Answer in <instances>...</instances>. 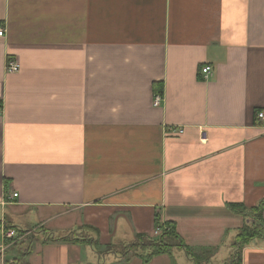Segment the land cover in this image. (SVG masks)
Listing matches in <instances>:
<instances>
[{
	"label": "crops",
	"instance_id": "crops-1",
	"mask_svg": "<svg viewBox=\"0 0 264 264\" xmlns=\"http://www.w3.org/2000/svg\"><path fill=\"white\" fill-rule=\"evenodd\" d=\"M0 23V264H144L156 215L211 257L148 264H264L228 208L264 226V0H0Z\"/></svg>",
	"mask_w": 264,
	"mask_h": 264
},
{
	"label": "trees",
	"instance_id": "trees-1",
	"mask_svg": "<svg viewBox=\"0 0 264 264\" xmlns=\"http://www.w3.org/2000/svg\"><path fill=\"white\" fill-rule=\"evenodd\" d=\"M155 90L158 93H162V85L160 83L155 84ZM229 210L248 218L249 222H244L243 225L238 229L235 239L234 247L235 256L240 260V250L252 239L260 236L263 233V221L261 218V207L257 206L253 209H247L241 204H229ZM10 224H5V229L10 228ZM154 233L152 235L148 234H138L135 238L127 245V248L142 250L140 255L143 263L148 264L149 261L161 254H171L174 248L182 249L187 255L194 259V255L188 249L185 242L179 236L175 230L174 222L165 221L161 222L158 216H155ZM156 232V233H155ZM69 237V236H68ZM67 237V238H68ZM65 237H59V240L67 239ZM70 238V237H69ZM68 238V239H69ZM75 239V238H74ZM77 240L84 241V237L76 238ZM92 242L91 239H87ZM96 244V242H92ZM236 260V257H235ZM174 264V262L172 263Z\"/></svg>",
	"mask_w": 264,
	"mask_h": 264
},
{
	"label": "built area",
	"instance_id": "built-area-1",
	"mask_svg": "<svg viewBox=\"0 0 264 264\" xmlns=\"http://www.w3.org/2000/svg\"><path fill=\"white\" fill-rule=\"evenodd\" d=\"M4 35H5V26L2 23H0V38L4 37ZM19 68H20V64L15 58L9 57L6 59L5 71L7 73L17 72L19 70ZM209 71H210L209 66H205L201 69L202 74H207V73H209ZM161 101H162V95L160 93H156L153 96V105L158 106V105H160ZM0 113H1V108H0ZM256 119L257 120H264V111L257 112ZM172 131H177V133L181 134L183 132V129L182 128H175V129L172 128ZM16 196H17V193H13L11 195L12 198H14ZM19 233L20 232L18 230H16L15 228H8L5 231V237L13 240V239L17 238Z\"/></svg>",
	"mask_w": 264,
	"mask_h": 264
},
{
	"label": "rangeland",
	"instance_id": "rangeland-1",
	"mask_svg": "<svg viewBox=\"0 0 264 264\" xmlns=\"http://www.w3.org/2000/svg\"><path fill=\"white\" fill-rule=\"evenodd\" d=\"M28 229V228H26ZM40 231L36 232V236L37 234H39ZM33 235L35 236V233H33ZM79 236L85 237L83 233H79ZM43 237L35 238L36 241H38V243H40V239H42ZM29 243H30V239H28V242H21L19 245L12 247L11 249H9L8 253L14 252L16 255L20 254V256H22V259L24 258V251L27 249V247H29ZM25 244V246H24ZM114 246H117V244H115ZM209 250H204L201 253L195 255V258H198V260H200L201 258H206L208 257V259H210L209 257H211V255H209V253H207ZM180 253H178L177 255H175V257L178 260V264H190V261L188 260V256L185 255V253L182 251H179ZM22 261L21 259L19 260V262Z\"/></svg>",
	"mask_w": 264,
	"mask_h": 264
},
{
	"label": "water",
	"instance_id": "water-1",
	"mask_svg": "<svg viewBox=\"0 0 264 264\" xmlns=\"http://www.w3.org/2000/svg\"><path fill=\"white\" fill-rule=\"evenodd\" d=\"M7 264H15L14 262H8Z\"/></svg>",
	"mask_w": 264,
	"mask_h": 264
},
{
	"label": "flooded vegetation",
	"instance_id": "flooded-vegetation-1",
	"mask_svg": "<svg viewBox=\"0 0 264 264\" xmlns=\"http://www.w3.org/2000/svg\"><path fill=\"white\" fill-rule=\"evenodd\" d=\"M15 264H19V263L17 262V263H15Z\"/></svg>",
	"mask_w": 264,
	"mask_h": 264
}]
</instances>
